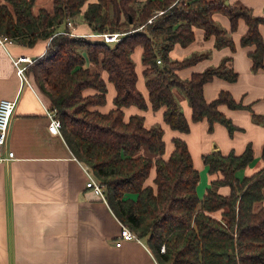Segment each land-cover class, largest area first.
I'll list each match as a JSON object with an SVG mask.
<instances>
[{
    "label": "trees",
    "instance_id": "obj_1",
    "mask_svg": "<svg viewBox=\"0 0 264 264\" xmlns=\"http://www.w3.org/2000/svg\"><path fill=\"white\" fill-rule=\"evenodd\" d=\"M35 2L0 0V34L27 45L49 38L44 54L27 67L32 81L48 96L49 107L57 109L70 149L101 182L120 221L145 240L160 264H264V166L238 175L255 159L252 146L242 153L216 149L203 154L214 177L200 196V171L188 142L174 136L167 153L162 124L147 127L144 114L126 117L124 110L164 107L165 123L187 133L191 123L175 95L177 87L188 99L192 121L207 119L210 130L219 122L234 133L238 126L219 106L244 105L227 90L207 101L204 84L215 76L235 81L238 72L223 61L184 79L177 70L207 53L180 60L172 58L171 50L195 39L194 26L202 27L206 38L214 35L217 46H234L231 32L244 19L248 30L241 44L254 46L249 55L257 71L264 68V16L227 0H52V9L37 12ZM215 12L230 18L231 30L214 20ZM79 15L94 31L124 36L108 43L72 34L67 21ZM138 46L143 47L148 96L138 87L132 57ZM87 59L100 64L115 87L108 111L100 109L108 102V82L86 65ZM222 186L230 187L228 194L220 192Z\"/></svg>",
    "mask_w": 264,
    "mask_h": 264
},
{
    "label": "crops",
    "instance_id": "obj_2",
    "mask_svg": "<svg viewBox=\"0 0 264 264\" xmlns=\"http://www.w3.org/2000/svg\"><path fill=\"white\" fill-rule=\"evenodd\" d=\"M227 1L233 5L248 6L255 15L264 16V0ZM213 18L220 26L231 30V20L227 15L215 12ZM71 29L79 34L93 31L86 22L75 24ZM247 30L248 24L240 19L237 28L231 32L234 46H217L214 35L206 38L204 29L194 26L195 39L186 46L176 43L171 50L172 58L180 60L193 54L207 53L195 63L177 70L184 79L223 61L238 72L235 81L215 76L204 84L207 101L214 100L222 90H227L244 105L240 108L226 104L219 106L238 126L234 133L219 122H215L210 130L207 119L192 121L188 99L176 87L175 95L183 104L184 113L191 123L187 133L174 130L165 123L164 107L154 110L149 104L146 109L136 105L124 108L126 117L132 113L144 114L147 127L162 124L167 153L173 149L174 136L188 142L194 165L200 171L197 186L200 196L206 192L214 177L203 161L205 153L216 149L224 153L231 150L242 153L251 145L255 158L252 163L257 165L250 168L251 163L242 168L244 175L253 174L264 166V68L252 69L249 52L254 46L241 44ZM260 31L264 38V24L260 25ZM48 42L49 38H40L35 44L27 45L14 39L5 46L0 44V100H16L2 152V155H7L12 150L15 156L0 162V264H160L144 239L125 240L121 246L116 245L121 229L120 219L108 201L86 185V164L70 149L62 131L57 134L49 130L50 118L46 113L48 96L33 83L28 68L26 73L31 85L17 72L15 59L28 57L31 61L21 62L28 67L29 63L44 54ZM142 52L143 47L138 46L132 57L139 75L138 87L148 96ZM86 65L98 70L108 82V102L100 107L108 111L113 106L115 87L108 81V73L100 64L87 59ZM92 91L88 89V92ZM195 154L198 163L195 162Z\"/></svg>",
    "mask_w": 264,
    "mask_h": 264
},
{
    "label": "built area",
    "instance_id": "obj_3",
    "mask_svg": "<svg viewBox=\"0 0 264 264\" xmlns=\"http://www.w3.org/2000/svg\"><path fill=\"white\" fill-rule=\"evenodd\" d=\"M153 19L150 18L149 22H151ZM67 25L70 28L72 34L81 35L89 39L93 40H103L108 43H114L119 40H121L124 36L122 32H100V31H94L89 34H79L76 33L71 28L74 27L72 20L68 19ZM143 26H140L139 29H142ZM13 39L9 36L0 34V44L7 45V43L12 42ZM29 59L28 57H20L14 60V63L17 68V72L20 74V76L28 82V84L31 85L30 80L28 78V75L26 73L27 66L22 65L21 62L26 61ZM29 61H31L29 59ZM158 62H161L160 59H158ZM16 106V100L10 99V98H2L0 100V162L2 161H8L11 160L15 154L14 151L10 150L7 155H2L3 152V146L6 143L9 135V128H10V121L12 118V115L14 113V109ZM46 113L50 118V124H49V130L52 133L61 134V125L62 122L60 118L57 115V109L56 108H50L49 106L46 107ZM85 170L88 176L87 186L92 187L96 193L100 194L104 200L107 201L104 188L101 184V182L97 179L95 174L91 171V169L88 167V165H85ZM121 229L120 234L116 240V245L121 246L123 241L125 240H138L142 241V238L133 231L128 225L124 224L122 221H120ZM162 251L165 250V247L163 246L161 248Z\"/></svg>",
    "mask_w": 264,
    "mask_h": 264
},
{
    "label": "rangeland",
    "instance_id": "obj_4",
    "mask_svg": "<svg viewBox=\"0 0 264 264\" xmlns=\"http://www.w3.org/2000/svg\"><path fill=\"white\" fill-rule=\"evenodd\" d=\"M52 6H53L52 0H36V2L34 4V11L37 12L41 7H46L48 9H52ZM71 20H72L73 25L79 24L81 22H84L85 23V21L83 20V17L81 15L75 17L74 19L71 18ZM92 32H94V30ZM106 32H109V31H106ZM87 34H89V33H87ZM176 89H178V90L181 91V89H179L177 87H176ZM178 100L180 102V99L179 98H178ZM180 106H181V109L184 111V106H183V104L181 102H180ZM195 162L198 163V156H197V154H195ZM256 165H257V163H252L250 165V168H255ZM244 173H245V171L243 169H241V170L238 171V175L240 177H242L244 175ZM220 191L223 192V193H227L229 191V188H228V186H223V187L220 188ZM216 214L218 215V212Z\"/></svg>",
    "mask_w": 264,
    "mask_h": 264
}]
</instances>
